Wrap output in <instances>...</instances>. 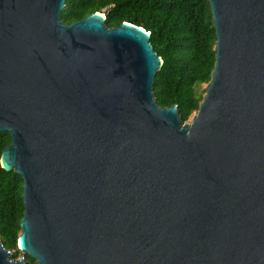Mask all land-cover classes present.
<instances>
[{"label":"water","instance_id":"1","mask_svg":"<svg viewBox=\"0 0 264 264\" xmlns=\"http://www.w3.org/2000/svg\"><path fill=\"white\" fill-rule=\"evenodd\" d=\"M0 0V166L23 180L0 264H264V0H208L215 63L186 122L150 33Z\"/></svg>","mask_w":264,"mask_h":264},{"label":"trees","instance_id":"2","mask_svg":"<svg viewBox=\"0 0 264 264\" xmlns=\"http://www.w3.org/2000/svg\"><path fill=\"white\" fill-rule=\"evenodd\" d=\"M106 16V26L127 22L150 33V44L162 59L153 84L160 107H178L182 121L197 112L215 63V30L208 0H66L61 20L67 25L92 13ZM9 133L0 132V156L10 145ZM23 180L0 166V241L21 256L17 247L24 212ZM26 264H36L29 256Z\"/></svg>","mask_w":264,"mask_h":264}]
</instances>
